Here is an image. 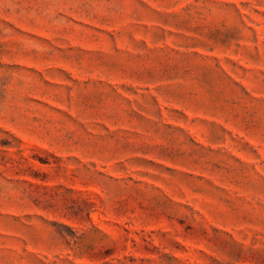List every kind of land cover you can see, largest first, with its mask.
<instances>
[{
  "label": "rangeland",
  "instance_id": "obj_1",
  "mask_svg": "<svg viewBox=\"0 0 264 264\" xmlns=\"http://www.w3.org/2000/svg\"><path fill=\"white\" fill-rule=\"evenodd\" d=\"M0 264H264V0H0Z\"/></svg>",
  "mask_w": 264,
  "mask_h": 264
}]
</instances>
